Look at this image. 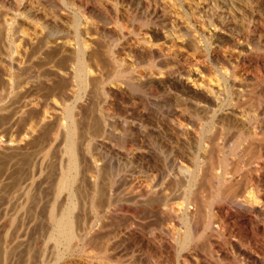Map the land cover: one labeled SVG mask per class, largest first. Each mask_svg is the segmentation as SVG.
Listing matches in <instances>:
<instances>
[{
    "label": "bare ground",
    "instance_id": "obj_1",
    "mask_svg": "<svg viewBox=\"0 0 264 264\" xmlns=\"http://www.w3.org/2000/svg\"><path fill=\"white\" fill-rule=\"evenodd\" d=\"M136 86L163 92L149 99L160 110L150 127L98 115L93 94L123 106ZM1 90L22 103L0 119V155L66 141L50 215L67 248L54 264H111L141 247L128 264L163 250L170 264L178 250L181 264H264V0H140L135 12L118 0H0ZM137 215L162 227L149 236Z\"/></svg>",
    "mask_w": 264,
    "mask_h": 264
},
{
    "label": "rangeland",
    "instance_id": "obj_2",
    "mask_svg": "<svg viewBox=\"0 0 264 264\" xmlns=\"http://www.w3.org/2000/svg\"><path fill=\"white\" fill-rule=\"evenodd\" d=\"M118 1L119 6L127 8L130 12H135L140 4V0ZM74 8H72L73 12L70 13L71 16H74L75 12H79L77 6ZM69 22L71 23L72 20H69ZM125 40L126 38H123L117 43H114L112 51L114 56L117 55ZM144 67H146V65L141 64L138 68L141 69ZM81 81L82 80H79L80 83ZM115 81H122V83L126 82L124 79L119 78H115ZM129 91L130 94L135 96V100L132 99L131 102H127L123 106L113 105L108 95L106 96V91L104 89L97 94H93V98L95 97L94 99L99 101V104L101 103L100 105H95L99 106L98 115H102V117L107 120L108 124L110 120H121L125 124L150 127L151 125L149 123L151 119L148 117L150 109L160 110L153 105L152 101L149 99L159 98L163 95V92L155 89L150 91L140 86H136L133 89L130 87ZM170 91L180 96H190L185 94L182 88L173 87ZM17 93V91H13V93L12 91H0V97L2 96V99L0 98V119L5 118L10 113L11 104V106H13V108H11L12 110L21 105V100L14 98L15 95H21L20 91L18 94ZM93 98L92 100L94 101ZM105 99H108V102H106ZM145 99H148V101L146 102ZM85 102L81 104V107L83 106L82 108H86L83 109L84 111L87 110V104H89V101ZM143 102H146V104H143ZM230 106H234V101H232V96L228 93L223 108H228ZM127 107H133L135 113L132 114ZM137 112H142L144 115H139ZM163 117H167V114L164 112ZM260 117L264 118V112ZM112 132L113 136L116 134L117 138L115 139L117 140L119 137L121 138L126 135L123 136V131L120 126L112 128ZM112 132H107V135H110ZM120 134L121 136H119ZM2 135L4 134L1 133L0 136ZM41 138L42 139H38L40 141L37 145L32 147L30 152L16 161H12L13 159L7 155H0V264H32L33 262L40 263L42 259L48 264H54L57 255L64 253L67 248L66 241H64V244L60 242L55 223L51 220L50 215L55 204L54 191L61 177V174L59 175L61 172L59 161L61 159H67V157L64 156L66 141L61 136H55L51 141L48 140V135L47 137L44 135ZM98 139L100 138L93 139L92 137L89 140L92 142ZM152 148L148 149L150 150ZM124 151L126 150L124 149ZM17 183L19 187L15 185ZM67 196L68 190H64L63 198L66 200ZM64 199L63 201L66 205L67 200L65 201ZM137 216L135 217V222L139 221L140 224L141 222L142 224L144 223L145 233L149 236L151 235L150 232H155L157 229L160 230V227H162L157 218L151 217V219H155L151 220L150 218L143 219L140 218L139 215ZM178 237V233L173 236V240H176V244L179 243ZM113 240V244L116 246L120 245L119 238H114ZM197 246L202 249L201 251L204 250L202 241L198 242ZM27 249L31 250L30 255H32L29 261L25 259L27 257L26 253L24 254ZM137 249L135 252L127 249V255L125 257L119 262L114 260L111 264H126V262L128 264L127 259L131 258L132 255L134 256L141 252L145 253L147 250L146 247ZM79 252L80 250L74 251L73 256L75 258L81 257ZM177 252V259L179 258L181 264L182 255L185 251L182 252L178 250ZM167 255L168 252L163 250L161 254H155L156 257L153 255L151 260L155 261L156 264H170L169 261H167ZM32 259H35V261ZM132 259L135 260V257ZM145 261L143 262L142 260L141 263L149 264L148 261H146L147 263Z\"/></svg>",
    "mask_w": 264,
    "mask_h": 264
}]
</instances>
